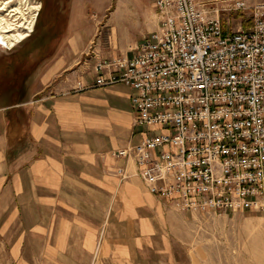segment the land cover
I'll return each mask as SVG.
<instances>
[{
	"label": "crops",
	"instance_id": "1",
	"mask_svg": "<svg viewBox=\"0 0 264 264\" xmlns=\"http://www.w3.org/2000/svg\"><path fill=\"white\" fill-rule=\"evenodd\" d=\"M147 3L117 1L116 28L131 34L110 44L71 9L55 59L0 96V264H215L191 242L195 214L112 172L124 161L111 152L139 134L130 88L97 85L94 65L132 55L156 28Z\"/></svg>",
	"mask_w": 264,
	"mask_h": 264
},
{
	"label": "built area",
	"instance_id": "2",
	"mask_svg": "<svg viewBox=\"0 0 264 264\" xmlns=\"http://www.w3.org/2000/svg\"><path fill=\"white\" fill-rule=\"evenodd\" d=\"M228 1L252 8L247 25L226 30L208 2L154 0L157 26L132 55L94 65L97 85L130 88L139 134L111 152L124 161L112 172L190 214H264V1Z\"/></svg>",
	"mask_w": 264,
	"mask_h": 264
},
{
	"label": "rangeland",
	"instance_id": "3",
	"mask_svg": "<svg viewBox=\"0 0 264 264\" xmlns=\"http://www.w3.org/2000/svg\"><path fill=\"white\" fill-rule=\"evenodd\" d=\"M117 1L0 0V18L5 19L10 33L28 32L29 35L13 47L0 46V96L6 100L8 92L19 93V86L29 69L34 70L41 63L45 67L46 61L50 64L55 59L54 54L62 44L71 9L74 18L88 16L95 24L96 37L107 44H110L111 39L124 41L129 37L130 31L122 33L116 28L119 23L115 21L113 9ZM141 1L147 3L148 0ZM197 1L208 2L209 6L219 8V18L226 30L247 25L253 14L252 8L227 10L225 6L232 3L228 0ZM153 2L150 0L147 4ZM135 4L134 9L137 8ZM193 214L191 242H205L208 254L213 257L210 260L215 264H264L263 213Z\"/></svg>",
	"mask_w": 264,
	"mask_h": 264
},
{
	"label": "bare ground",
	"instance_id": "4",
	"mask_svg": "<svg viewBox=\"0 0 264 264\" xmlns=\"http://www.w3.org/2000/svg\"><path fill=\"white\" fill-rule=\"evenodd\" d=\"M5 24H6L5 19L1 17L0 18V46L8 45V47H13L16 43L20 42L21 40L29 36L28 32H16V33L11 34L10 33L11 29L9 28V25H5Z\"/></svg>",
	"mask_w": 264,
	"mask_h": 264
}]
</instances>
